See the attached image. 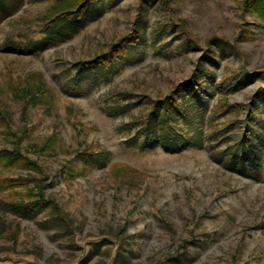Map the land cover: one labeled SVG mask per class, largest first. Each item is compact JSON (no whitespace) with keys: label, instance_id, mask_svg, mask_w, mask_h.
Masks as SVG:
<instances>
[{"label":"rangeland","instance_id":"1","mask_svg":"<svg viewBox=\"0 0 264 264\" xmlns=\"http://www.w3.org/2000/svg\"><path fill=\"white\" fill-rule=\"evenodd\" d=\"M67 1L0 0V264H264L253 0Z\"/></svg>","mask_w":264,"mask_h":264},{"label":"trees","instance_id":"2","mask_svg":"<svg viewBox=\"0 0 264 264\" xmlns=\"http://www.w3.org/2000/svg\"><path fill=\"white\" fill-rule=\"evenodd\" d=\"M93 1H95L94 3H95V5H97L98 3H100L102 0H93ZM92 2V0H84L80 5H78L77 7H75V5H72V7L71 8H65V5L62 7V11L60 12V14L59 15H61V14H66V13H72V14H75L76 12H79L80 10H82V9H86V6H87V9L88 8H90V6H92L91 4H93V3H91ZM67 4H74L73 3V0H68L67 1ZM245 9L247 10V9H249V11H252L253 12V14L255 15V16H257V17H261L263 20H264V3H262V0H253L252 2H250V1H246L245 3ZM82 17L84 16V15H81ZM65 21V18L64 17H61V18H59L57 21H55V22H58V23H63ZM128 48V45H126V49ZM115 54H117V53H115ZM114 56L115 55H110V57L112 58V60H113V58H114ZM107 60H109V58L107 59ZM117 64V62H116V60H113L112 62H111V65H110V67L111 66H114V65H116ZM174 103V104H173ZM176 104V100H172V104L171 103H166L165 105H164V108L167 110V111H170V109H171V105H175ZM163 107V106H162ZM162 107H160V105H157L156 104V106L154 107V108H152V110H153V113H154V115H157V114H159L160 113V111H161V108ZM186 145V141H184L183 142V146H185ZM21 155V153H19V155H18V149H13L12 151H8V150H0V163L2 162H11V163H15V162H18L19 160H25V159H22V158H18V156H20ZM89 157V156H88ZM83 158V157H82ZM81 158V161H83L85 164H91V163H94L95 162V160H90L89 158H84V159H82ZM99 159V158H98ZM25 162H26V160H25ZM16 164V163H15ZM25 164V163H24ZM44 204L45 203H43V202H37V201H35V202H33V203H30V205H23V204H21V206L20 205H16V206H18V210L19 211H21L22 210V213L24 214V215H26L27 214V216L30 214V213H33V211L34 212H36V211H38V210H40V209H42L43 208V206H44ZM12 206V208H13V210L14 211H17V209H16V207H15V204H12L11 205ZM32 211V212H31Z\"/></svg>","mask_w":264,"mask_h":264}]
</instances>
